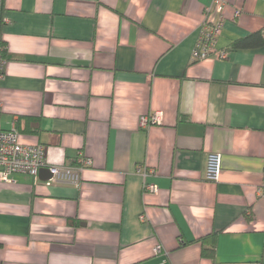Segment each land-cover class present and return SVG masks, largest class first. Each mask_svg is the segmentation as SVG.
I'll list each match as a JSON object with an SVG mask.
<instances>
[{"label": "crops", "instance_id": "crops-1", "mask_svg": "<svg viewBox=\"0 0 264 264\" xmlns=\"http://www.w3.org/2000/svg\"><path fill=\"white\" fill-rule=\"evenodd\" d=\"M222 1L228 57L196 62L213 0H0V128L91 163L0 184V264H264V45L231 49L264 38V0Z\"/></svg>", "mask_w": 264, "mask_h": 264}, {"label": "built area", "instance_id": "built-area-1", "mask_svg": "<svg viewBox=\"0 0 264 264\" xmlns=\"http://www.w3.org/2000/svg\"><path fill=\"white\" fill-rule=\"evenodd\" d=\"M213 7L217 10L219 18L215 23L204 21L201 25L199 38L192 52L193 61H203L209 58L225 60L228 51L217 50L216 42L222 29L223 10L225 4L222 0H213ZM212 8L208 9L209 12ZM239 13H236L238 16ZM1 51V50H0ZM7 60L0 58V77ZM160 123V115L143 117L140 126L144 129L151 125ZM90 160L79 157L74 166L50 167L46 164V147L42 144L23 145L19 142V133L15 126L9 130L0 128V184L13 183V176L27 175L39 180V173L46 169L51 174V178L44 183L49 186L55 183H70L78 185L80 173L90 166ZM221 167V155L218 153L209 154L206 161V179L211 182H218ZM139 172V171H138ZM147 193H157L158 187L152 184L144 185ZM154 254H160L162 247L157 245Z\"/></svg>", "mask_w": 264, "mask_h": 264}, {"label": "trees", "instance_id": "trees-1", "mask_svg": "<svg viewBox=\"0 0 264 264\" xmlns=\"http://www.w3.org/2000/svg\"><path fill=\"white\" fill-rule=\"evenodd\" d=\"M264 45V38H262L261 34H252L248 37L238 40L234 42L231 46V49L238 50V49H245V48H251L255 46H262ZM0 58L6 59V49L5 45L0 41ZM214 246L211 247L209 250L203 249L202 250V256L205 258L213 259L214 258Z\"/></svg>", "mask_w": 264, "mask_h": 264}, {"label": "water", "instance_id": "water-1", "mask_svg": "<svg viewBox=\"0 0 264 264\" xmlns=\"http://www.w3.org/2000/svg\"><path fill=\"white\" fill-rule=\"evenodd\" d=\"M49 178H51V174L49 173L48 170L43 169V170L40 171V173H39V179L41 181H46Z\"/></svg>", "mask_w": 264, "mask_h": 264}]
</instances>
